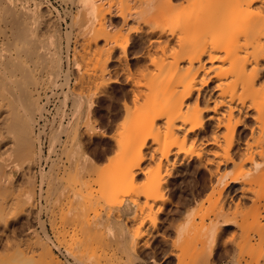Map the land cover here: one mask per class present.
Returning a JSON list of instances; mask_svg holds the SVG:
<instances>
[{"label":"bare ground","instance_id":"6f19581e","mask_svg":"<svg viewBox=\"0 0 264 264\" xmlns=\"http://www.w3.org/2000/svg\"><path fill=\"white\" fill-rule=\"evenodd\" d=\"M77 1L81 8V15H78L87 17L88 26L84 28V18L82 21L80 16L82 23L78 21L79 18L77 23H80L81 27L84 23L85 31L82 33L87 31L88 36L80 40L82 45L79 48L84 49L85 52L83 51L82 54L77 48L78 52L75 55L79 54L76 55L77 60L81 57L84 61L83 59L86 58V66L82 67L85 66L88 69L84 68V75L81 76L83 73H79V68L82 62L79 63V60L75 61L74 68L75 74L80 79L85 78L84 81H88H86L87 84L89 83L87 88L94 87L92 90L95 92L98 89L96 86L101 87L105 84L107 78L104 76V70L107 71L108 64L115 63L119 67L123 66L128 56L125 42L126 40L129 42L127 38L132 36L131 33L137 36L142 44L144 50L141 56L146 58L148 63L146 62L147 65L144 66L146 69L143 68L142 72L139 73L137 70L139 74L136 75L134 72L136 76L132 71L130 72L133 74V77L130 76L133 83L131 80L128 82L132 84L130 90L133 96L130 98L133 101L125 102L131 104L134 102L132 108L134 107L136 114L133 115L135 111L126 104L124 110L127 117L128 114L129 116L130 113L132 114L133 117L130 116L132 119L130 117L128 119L133 120V127L129 128L128 134L121 135L122 139L119 137L120 144L116 141L122 160L117 162L119 159L116 157V164L119 165L116 167L114 164L115 169L118 170H116L118 180H120H116L119 184L115 186L119 190H113L111 187L117 195L114 192L115 199L112 203L120 200L117 197L123 199L122 202L119 201V206L121 203L124 204V206L121 204L120 208L127 214L125 221L118 219L121 216L120 213V216L113 219L109 215L111 211L108 213V210L104 211L108 215L97 209L84 211L83 201L80 200L82 210H50V223L55 230H63L64 234L61 233V235L63 234L64 238L71 229H77L76 232L79 230L82 235L80 237L78 232L72 230L78 235L76 238L74 233L71 234L74 240L79 238L80 251L74 250L76 252L73 251L71 254L73 253L72 255L80 264H94L93 260L106 262V259H112L110 264H122V262L142 264L136 260L134 252L140 245L148 242L149 236L158 225V214L163 212L170 202L171 179L180 173V176L183 175L184 170L181 165L185 161L189 162L188 159L196 158L201 168L203 165L206 166V171H209L214 181H211L210 188L207 186L208 190L204 199L200 197L202 200L199 199L201 200L199 201L197 197L191 195L182 204L185 211L179 214L180 226L177 227L176 232L178 243L173 242L175 251L181 255L180 257L193 256L195 259L191 258L194 262L189 260L190 262L208 263L210 253L213 252V246L210 244L213 241L215 243L216 235L220 236L217 228L234 226L239 234H236L239 237L236 238L237 242L239 240L237 263L264 264V0H180V2L178 0H138L140 2L138 11L133 10L134 12L130 13L129 10L127 14L123 6L119 7L123 10H119L113 6L114 1L111 2V0ZM114 18L121 20L120 26L113 22ZM2 25L5 27L3 28ZM55 25L50 10H43L39 4L33 8L29 5V0H0V34H5L8 38V44L4 41L5 46L15 47L11 50V48L4 49L5 46H0V169L10 168L12 176L7 177V172H3L2 177L0 174V196H2L0 197L2 199H0V244H3V246L0 245V264L31 263V258H35L32 257L35 254L34 248L37 249L34 247L35 244L40 245L39 248L42 249L38 253L49 258V261L45 260V262L43 260L46 257L42 260L43 257L39 255L40 261L38 256L35 263L61 264L58 261L60 259L57 261L53 259L54 255L49 249L51 247L48 245L47 247L45 241L42 242L43 239H40L41 236H38L35 227L31 226L32 222L30 226L24 228L27 221H30L25 219L36 218L41 226L40 230L42 229V233L44 232L47 238L46 241L50 240L45 220L41 216V211H36V203H34L37 182L35 170L39 167L41 185L47 183L52 186L56 182H61L62 178L64 179L60 175L62 166L58 164L59 162L52 161L48 171H43L45 166L42 167L44 160L42 135L46 133V126H41L40 122L46 118L45 112L47 114L51 112L48 104L53 98L58 99L60 95H63V98H60L61 106L59 105L56 109L62 112L61 114H65L68 99L74 92V88L70 87L69 69L64 72V82L57 84V79L62 76L63 62L60 57L61 46L51 35L55 31ZM119 32L121 36L126 37L124 43H119V39L122 38L118 39ZM70 36L68 35L67 39V49L71 41ZM99 42H102L101 46L98 45ZM80 53L84 57V53L92 57L89 58L86 55L87 57L83 58ZM138 53H136L137 56ZM66 59L68 65L69 54ZM90 65L93 67H89ZM100 67L104 69L101 68L103 73H99ZM80 70L83 72V69ZM125 79L127 81L128 78ZM113 81L115 82V78ZM78 83L83 87L85 85L84 82V84ZM87 88L86 91L91 89ZM74 93H72L75 108L72 114L73 120L67 121V124L63 120L59 121L58 128H55L54 121L50 124L52 125V133L49 132L52 135L50 145L52 148L50 147L49 156L45 158L46 164L48 160L53 159L54 143L61 142L62 150L67 149L68 140L76 142L74 140L79 121L84 119L86 121L89 117V109L85 112V105L90 107L94 99L91 100L89 96L86 100H84L85 97L80 99L76 94L74 96ZM88 93L86 92L85 95ZM96 95L95 93L93 96ZM44 97L45 103H41ZM84 125L82 123V126ZM92 129L89 131L87 128L86 133L88 134V131L91 132ZM125 130L128 128L125 127ZM208 131H211L209 136L206 135ZM62 133L70 135L71 139L64 143V140L60 139ZM70 160L72 165L70 170L73 173L81 175L85 170L92 168L90 172L93 174L94 168L89 167V162L87 165L86 155L78 144H74L70 150ZM151 161L157 165L155 172L149 165L145 166L146 162ZM17 173L26 176V180L33 186V192L27 193L25 208L6 212L4 209L7 201L3 200V195L5 194L8 198L7 195L11 191L7 190H13L10 188L14 186L16 175H20ZM85 173L89 175V171L84 172L83 179L78 176L84 188L89 178L88 176L84 179ZM142 175L144 179L140 180ZM60 185H54V190L57 188L60 190ZM49 188L51 190V187ZM47 189L43 191L41 186L39 193L49 194L50 191L48 192ZM78 190H82V187ZM78 193L80 196L83 195L82 191ZM120 193L123 196H120ZM62 194L61 190L60 195ZM60 197H58L59 200L62 199ZM59 200H57L58 204L63 199ZM64 202L67 204V200ZM70 202L68 200V203ZM84 203L86 205V202ZM206 203L208 208L202 209L203 206H207ZM197 205H200V210L205 212L196 210ZM75 206L73 205L74 208ZM118 212L119 210L114 214L119 215ZM22 218H25L27 222L25 225L23 221H19ZM208 219L211 221L210 224L206 223ZM13 222L15 224L18 222L16 225L18 227H12ZM123 226L126 234L123 232ZM52 227L50 228L54 231ZM64 238L62 242L57 241L66 242ZM31 242L34 243L33 249L28 248ZM70 243L66 247H72ZM176 245L180 246L176 247ZM2 248L5 250L2 251ZM209 249L212 250L209 251ZM6 252L8 255L11 253L9 257L7 254H5L6 257L2 254ZM118 252L126 254L124 261L121 262L120 255H118L120 261L116 258ZM177 253L173 254L177 255ZM184 258H180L179 261L183 262ZM83 260L87 262H81ZM107 262L109 264L110 260Z\"/></svg>","mask_w":264,"mask_h":264},{"label":"rangeland","instance_id":"374dc122","mask_svg":"<svg viewBox=\"0 0 264 264\" xmlns=\"http://www.w3.org/2000/svg\"><path fill=\"white\" fill-rule=\"evenodd\" d=\"M112 1H114V2H112ZM116 0H111V2H112V4H113V6L114 7H116L117 9L119 8V7H122V8H124L125 10H126V14L127 13H129V10H130V13L131 12H134V11H138L137 9H139L140 8V2L138 1V0H136V2L134 1V0H117L116 2H115ZM130 1V2H129ZM133 1H134V3H133ZM179 2H180V0H178ZM139 2V3H138ZM179 2H177V3H179ZM35 3H36V5L37 4H39L40 5V7H42V9L43 10H50V13H52V16H53V20H55V27H54V29H55V31L51 34V35H53V37H54V40L56 41V42H59L58 44L61 46L60 48H61V52H60V57H61V60H62V62H63V65H62V76L60 77V79L58 78L57 79V84H59L60 82L62 83V82H64V80H63V77H64V72H66L67 71V69H69V72H70V78H71V80H70V87H71V89H73V91L75 92H72V93H74L73 95L75 96V94L78 96V98H80V99H84V97H85V99L84 100H86V98L89 96V97H91L90 99L92 100V98L94 99V100H92V102H91V105H90V107L88 106L87 107V104L85 105L86 106V109H85V112H88V110L87 109H89V114H88V118L87 119H89V118H92V119H89V120H87L86 119V121H84V120H82V121H79V128H78V131H77V135H76V137H75V140L74 141H76V142H73L72 140H68V139H71V138H69V137H71L70 135H67V134H61V137H60V139H61V141H63L64 143L66 142V140H68L67 141V144H66V147H67V149H65L66 150V154H65V152H63V150H64V148H63V150H62V145L63 144H61V142L59 143V142H57V143H54V147H53V149H54V152H53V159L51 160V161H49L48 160V164H46V161H45V158H47L49 155V149H51L52 147L50 146L51 145V140H52V135H50V133H52L51 131V126L52 125H50L51 123H53V121H54V124H55V128L57 127L58 128V125H59V121H61V120H63V122L65 121V124H67L70 120L72 121L73 120V118H74V116L72 115V114H74V112L73 111H75L74 109V98L72 97V93H71V96H70V98L68 99V102H67V106H66V108H65V114L63 113V114H61L62 112H58L57 111V107H59V105L61 106V99L63 98V95H60L59 96V98L57 99V98H53L52 99V101L50 102V104H48V108H49V110L51 111L50 113H44V116L46 117L45 119H43L41 122H40V125L42 126H46V130H45V132L46 133H44V135H42V144H43V149H44V160H43V164H42V167H44L43 169V171H48V169H49V165H51V163H52V161H54V163H56V162H59L58 164L60 165V166H62V167H60V168H62V169H60V175L61 176H63L64 177V179L62 178V181L60 182H56V184H57V186H58V184H61L60 186V190L57 188V190H58V192H57V190H54L55 189V186L54 185H56V184H54V185H52V186H49V184H47V183H44V184H42L41 185V182L39 181L40 180V175H39V167L35 170V175H36V197H35V199H34V203H36L35 205H36V211L38 210V211H41V216L43 217V219L45 220V224H46V228H47V232L49 233V236H50V240L49 241H46L47 240V238H45L46 236L44 235V232L42 233V229L40 230V228H41V226L37 223V220H36V218H31V219H25V218H22V219H20L19 221L20 222H22L24 225H25V220H30V221H27L26 223V226H24V228L25 227H28V226H30V222H32L31 223V226L34 228V229H36L37 230V232H38V236L40 235L41 237H40V239H43L42 240V242L44 243V241H45V244H46V246L48 245L49 247H51V248H49V249H51L52 251V255H54V257H53V259H56V261L58 260V259H60V260H58V261H60V263L61 264H80L75 258H74V256L71 254V252H73L74 250H77V252L78 251H80L79 250V246H78V244H79V238H78V240L76 239L77 237L76 236H80V237H82V235H80L81 233H80V231L78 230L77 232H76V230H73V229H71V230H67L68 231V234H69V232H71L69 235L68 234H65V238H64V236H62L64 233H63V230H58L59 231V233H58V231L57 230H55V228H53L52 227V224L50 223V210L52 211V210H67V209H69V210H82L81 209V205H82V203H83V205H82V207H83V210L84 211H86V210H95V209H97V210H99L100 212H101V210H102V213L103 214H105L104 213V211H107L108 213H109V215L113 218V219H115V218H117V216H120V214H121V216H120V218H118V219H122L123 221H125L124 219H125V216L127 215V214H125L124 213V211H123V209H121L120 207H121V204L124 206V204L123 203H121L120 204V206H119V201L120 202H122L123 201V199H121V198H118L117 197V199L119 200V201H116V202H113L112 203V201H113V199H115V198H113V196H114V192L112 191V188H113V190L115 189H117L116 187L118 186L117 184H119V183H117L119 180H118V176H117V172H116V170H117V168L115 169V167H114V164H116V161H117V158L119 159L117 162H119V161H121L122 160V156H120V149L118 150V148H119V146H118V144H117V142L119 143V140L121 141V139L123 138L122 136H125L126 134H123V133H127L130 129V127L132 126L133 127V120H131L132 118L131 117H133V116H131L132 114L134 115V113L136 114V110H134V107L132 108V104H134V102L131 104V103H126V102H132L133 101V99H131L132 98V92H131V90H130V85H132L131 83H133L132 82V80H131V78H130V76L131 77H133V74H134V72L136 73V75L137 74H139L140 72H142L141 70L144 68V70L146 69V67H144L145 65H147L146 64V62H147V59L146 58H144L143 56H141L142 55V53H143V51L142 50H144V48H143V46H142V44L139 42V40H138V38H137V36H135L133 33H131L130 35H132V36H129V35H127L128 33H126L125 31V34L127 35V36H129L127 39H128V41L129 42H127V40H126V37L124 38V36H121L120 35V32H119V36H118V39H119V37H122V38H120L119 39V43H124V41L126 40V42H125V46L127 47V50H128V56H127V61L125 62L124 61V64H123V66L122 67H124V68H122V67H119V65L117 66L115 63H110V64H108V69H107V71H105L102 67H100V69L102 68L103 70H104V74H102V75H104L106 78H107V80L105 79V77H104V79L108 82H104L105 84H102V83H100V84H102V88L103 89H101V87L100 86H96L98 89L96 90V88H95V90L97 91H93L94 90V87L92 88V87H89V88H91V89H89V88H87V85L89 84H87V80H85L84 81V79L85 78H83V80L82 79H80L79 77H78V75L77 74H75L76 73V69L74 68V63H75V61H78L77 60V58L78 57H76V55L78 56L79 54H76L75 55V53L76 52H78L77 50V48H79V46L81 47V45H82V41H80V40H83L84 38H86V36H88L87 35V31L86 32H83V33H85V35L82 33V31H85V29L87 28L86 27V25L88 24V23H86L87 21V17L85 18L84 16H80L81 15V11H80V6H79V4H78V1L77 0H29V5L32 7L33 6V8H35L36 7V5H35ZM43 3V4H42ZM114 3H116V4H114ZM136 3V4H135ZM138 4V5H137ZM117 5V6H116ZM119 5V6H118ZM137 5V6H136ZM136 6V7H135ZM48 7V8H47ZM119 10H123V9H121V8H119ZM132 10V11H131ZM134 10V11H133ZM57 13V14H56ZM72 14V15H71ZM78 14H80V15H78ZM75 15V16H74ZM72 16V17H71ZM79 16H80V18L82 19V18H84V21H83V19H82V21L83 22H85V26H84V23H83V25H82V27L80 26V23L78 24L77 22L78 21H81V19L79 18ZM56 18V19H55ZM63 18H64V20H63ZM71 18H72V20H71ZM75 20H74V19ZM79 18V19H78ZM77 19H78V21H77ZM115 20V21H114ZM114 20H113V22L116 24V25H121L120 23H121V20L119 19V18H114ZM118 20H119V22H118ZM82 21H81V23H82ZM70 22V23H69ZM117 23H119V24H117ZM83 26H84V28L85 29H83ZM88 26V25H87ZM118 26V27H119ZM2 27L4 28L5 27V25H2ZM79 27V28H78ZM70 28V29H69ZM72 28V29H71ZM75 28H77V29H75ZM69 30H70V32H69ZM65 32V33H64ZM115 32H117V31H115ZM124 32H123V34H124ZM42 33V32H41ZM82 33V34H81ZM122 33V32H121ZM40 34V33H39ZM80 34V35H79ZM117 34V33H116ZM124 34V35H125ZM3 35V36H2ZM5 34H0V46H2V47H4L5 46V44L7 43L8 44V38H6V35L4 36ZM10 35V34H9ZM9 35H7V37L9 36ZM41 35V34H40ZM68 35L70 36V38H71V41H70V44H69V49H67V39H68ZM83 35V36H82ZM125 35V36H126ZM81 36V38H78V37H80ZM10 37V36H9ZM43 37V36H42ZM84 37V38H83ZM131 37V38H130ZM136 37V38H135ZM83 38V39H82ZM135 39H137V40H135ZM6 43H5V42ZM138 41V42H137ZM77 42V43H76ZM80 42V43H79ZM80 44V45H79ZM101 44H102V42L100 43H98V45L99 46H101ZM138 45H141L142 46V48H141V46H138ZM8 46V47H7ZM74 46V47H73ZM7 47V48H6ZM139 47V48H138ZM11 48V50H14L15 49V47L14 46H10L9 47V45H6L5 46V48L4 49H10ZM73 48V49H72ZM83 48V47H82ZM129 48V49H128ZM68 50V51H67ZM82 49L81 48H79V51L82 53L83 51H84V49L81 51ZM129 50H130V52H129ZM6 51V50H5ZM85 52V51H84ZM139 52V53H138ZM80 53V56H82V54ZM136 53H138V56H137V54ZM67 54H69V64L67 65V59H66V56H67ZM85 54V57H87L88 56V54H86V53H84ZM87 55V56H86ZM75 56V57H74ZM83 58H85L84 56H82ZM89 58L90 57H92V56H90V54H89V56H88ZM142 57V58H141ZM75 58V59H74ZM139 58V59H138ZM82 58L80 57V62L79 63H81L82 62V65L80 64V67L81 68H79V73L80 74H82L81 76H83L84 75V68H85V64L87 63H85V60H86V58L85 59H83L84 61H82L81 60ZM92 59V58H91ZM74 60V61H73ZM145 60V61H144ZM72 61V62H71ZM91 62V61H90ZM94 62V61H93ZM127 63V64H126ZM148 63V62H147ZM92 64V63H91ZM83 65H85L84 67H82ZM115 65V66H114ZM89 67H93V66H89ZM106 67V68H107ZM110 67V68H109ZM119 67V68H118ZM128 69H127V68ZM66 68V69H65ZM75 69V70H74ZM80 69H83V72H82V70H80ZM85 69H88L87 67L85 68ZM100 69H99V73L100 72H102L103 73V71H102V69H101V71H100ZM118 69V70H117ZM122 69V70H121ZM74 70V71H73ZM110 70V72L108 73V71ZM116 70V71H115ZM137 70H138V72H137ZM132 71V73H130ZM106 72V73H105ZM74 73V74H73ZM127 73H128V75H127ZM75 75V76H74ZM77 75V76H76ZM126 75V76H125ZM135 75V74H134ZM135 75V76H136ZM117 76V77H116ZM127 76H129V77H127ZM77 77V78H76ZM114 78H115V82L113 81L114 80ZM125 78H128L127 79V81H126V79ZM130 78V79H129ZM109 79H113L112 81H108ZM59 80V81H58ZM79 80V81H78ZM80 80H82V81H80ZM101 81H102V79H100ZM129 80H131V83H129L128 81ZM87 81V82H86ZM78 82H80V84H81V82H82V84H84L85 83V85H84V87H86L87 89H89V91L87 90L86 91V88L84 89V87L83 86H80L79 85V83ZM84 82V83H83ZM75 83V84H74ZM127 84V85H126ZM77 85V86H76ZM91 86H94V85H91ZM105 86V87H104ZM73 87V88H72ZM76 87V88H75ZM81 87V89H79V88ZM82 87H83V92H89L88 94H86L85 95V93H83L82 92ZM129 87V88H128ZM78 88V89H77ZM113 88V89H112ZM93 89V90H92ZM107 89V90H106ZM49 90V89H48ZM78 90V91H77ZM91 90V91H90ZM102 90H104V91H102ZM114 90V91H113ZM128 90V91H127ZM130 90V91H129ZM102 91V92H101ZM110 91V92H109ZM99 92V93H98ZM101 92V93H100ZM81 93V94H80ZM97 94L96 96H93L94 94ZM109 93V94H108ZM111 93V94H110ZM113 93H115V94H113ZM130 93V94H129ZM49 94H51V93H49ZM105 94H106V96H105ZM108 94V95H107ZM128 94V95H127ZM124 95V96H123ZM129 95H131V96H129ZM83 96V97H82ZM58 97V96H57ZM114 97V98H113ZM131 97V98H130ZM61 98V99H60ZM129 98H130V100H129ZM97 99V100H96ZM126 99V100H125ZM46 100V98L44 97V98H42L41 99V103L42 102H44ZM54 100V101H53ZM58 100H60V101H58ZM72 100V101H71ZM96 100V101H95ZM129 100V101H128ZM132 100V101H131ZM126 101V102H125ZM94 102V103H93ZM125 102V103H124ZM45 103V102H44ZM122 103H124V104H122ZM126 104H128V105H130L129 107H130V109L132 108L133 109V111H135V112H133L132 114L128 111V113H130V116H129V114H128V117H130L131 119H128V117L126 116L127 115V113H126V111L124 110V108H125V106H126ZM96 105V106H95ZM102 105V106H101ZM123 105H124V107H123ZM110 106V107H109ZM121 107V108H120ZM123 107V108H122ZM97 108V109H96ZM99 109V110H98ZM122 109V110H121ZM136 109V108H135ZM95 110V111H94ZM121 110V111H120ZM125 111V112H124ZM130 111H132V110H130ZM100 112V113H99ZM110 112V113H109ZM97 113V114H96ZM126 113V114H125ZM60 114V115H59ZM67 114V115H66ZM63 115V116H62ZM92 116V117H91ZM61 117V118H60ZM126 117V118H125ZM136 117V116H135ZM63 118V119H62ZM93 120V121H92ZM95 120V121H94ZM68 121V122H67ZM129 121H131V122H129ZM249 121V120H248ZM46 122H48V123H46ZM87 122V123H86ZM88 122H90V123H88ZM94 122V123H93ZM134 122H135V120H134ZM82 123H83V125H84V123L86 124V125H84V126H82ZM129 123V124H128ZM251 123V121L249 122V124ZM90 124V125H89ZM127 124H128V126H127ZM131 124V125H130ZM93 125V126H92ZM91 126V127H90ZM125 127H126V129L128 128V130H125ZM49 128V129H48ZM82 128V129H81ZM87 128H88V130L90 131L92 128H94V129H92V131L91 132H89L88 131V134L86 133V131H87ZM133 129V128H132ZM131 129V130H132ZM83 130H84V132H83ZM93 130H94V132H93ZM36 131H38V129H36ZM55 131V130H54ZM50 132V133H49ZM80 132H82L81 134H80ZM92 133V135L90 136V134ZM129 133V132H128ZM127 133V134H128ZM211 134V131H208L207 132V134L206 135H210ZM48 134L50 135V136H48ZM80 135H82L81 137H80ZM84 135V136H83ZM122 135V136H121ZM65 136H67V137H65ZM87 137V138H86ZM119 137H121V139H119ZM81 138V139H80ZM115 138H117V140H115ZM117 141V142H116ZM71 144V146H69L70 144ZM74 144L76 145V144H78V146H80L81 147V150H82V152L86 155V158H87V161H86V163H87V165H88V162L90 163L89 164V167L91 168V166L94 168L93 170V174L91 173L92 172V168L90 169L91 170V172H90V170H85L84 172H88L89 171V175L88 174H86L85 173V177H84V179L86 178H88V176H89V178H88V184H87V182H86V184H85V186L87 187H85L84 188V185H82L83 184V182H82V184H81V179H83L82 178V176H84L83 174H84V172L83 173H81V175L79 174H76L75 172L73 173L72 172V170H70V168L72 167V165L70 164L71 162V160H70V150H72V148H73V146H74ZM120 144V143H119ZM39 144H37V146H38ZM117 145V146H116ZM51 147V148H50ZM70 147H71V149H70ZM84 148V149H83ZM70 149V150H69ZM64 150V151H65ZM68 151V152H67ZM116 151H117V154H116ZM119 151V152H118ZM48 152V153H47ZM64 155H63V154ZM90 153V154H89ZM118 156H120V157H118ZM117 157V158H116ZM60 158H61V160H60ZM92 159V160H91ZM114 159V160H113ZM70 160V161H69ZM88 160H91V161H88ZM113 160V161H112ZM189 160V162L188 161H185L184 163H183V165H181V168L184 170L183 171V175H181L180 176V174L178 175V173H174V174H177L178 176H174V178L173 179H171V189H170V202L167 204V206H166V208L163 210V212H161V213H159L158 214V217H159V219H158V225H157V227L152 231V235L154 236H149L150 238H148V242L147 243H145V245L143 244L142 246L140 245V247H138L139 249H136L135 250V252H134V256H135V258H137L136 260L137 261H139V262H141L142 264H152V263H156V264H198V262H200V261H198V262H195V263H193L194 261L192 260V258L191 257H193V256H189V257H185L184 258V255L182 256V257H180L181 255L179 254V253H177L175 250H176V248H174L175 246H173V245H175L174 243L176 242V244L178 243L177 241H176V232L178 231V226H180V219H181V217H180V215H181V213L183 214V212L185 211L184 210V207H183V205L182 204H184V202H185V200L186 199H188L189 197H191V195H194L195 197H197V199L199 200V199H201L202 200V198L204 199V196H205V194H206V192H207V186H209V188H210V186L212 185V183H211V181H214V179L210 176L211 174H209V171H206L207 169H205V167L206 166H202V168H201V165H200V163L198 162L199 160H197L196 158L194 159V160H192V159H188ZM191 160V161H190ZM77 161H79V159L77 160ZM95 162V163H94ZM115 162V163H114ZM188 164H187V163ZM93 163V164H92ZM146 164L147 165H145V166H148L149 165V167H152V169L154 170V169H157V165L155 164V163H153L152 161L151 162H146ZM185 164V165H184ZM63 165H64V167H63ZM71 165V166H70ZM94 165H96V166H94ZM118 163L115 165L116 167H118ZM196 165H198V166H196ZM197 167H199V168H197ZM96 168V169H95ZM113 168L115 169V170H113ZM185 168H187L186 169V172H185ZM64 169V170H63ZM198 169V170H197ZM190 171V173H189V171ZM118 171V170H117ZM156 170H154V172H155ZM3 172H7L8 173V176L7 177H12L11 176V171H10V168H5V169H0V174H1V177H2V175L4 174ZM39 172V173H38ZM112 172L114 173V174H112ZM17 174H20V175H16V178H15V180H14V182L16 183H14V186L12 187V188H10V189H13V190H7L8 192H10V194L9 195H7V192H6V195L8 196V198L5 196V194L3 195V200L5 199V201H7V202H5V209L4 210H6V212H13V211H17V210H22L23 208H25L26 207V202H27V193H29V192H33V186H32V184H30L27 180H26V176L24 177L23 175V172H22V174L21 173H17ZM112 174V175H111ZM75 175V176H74ZM91 175V176H90ZM114 175H116V176H114ZM186 175V176H185ZM24 178H23V177ZM81 178H79V177ZM184 176H185V178H184ZM0 177V178H1ZM94 177V178H93ZM117 177V178H116ZM77 178H79V179H77ZM90 178H92V179H90ZM140 180H142V179H144V177H143V175L142 176H140ZM178 178V179H177ZM211 178L213 179V180H211ZM66 180V181H65ZM76 180V181H75ZM78 180V181H77ZM116 180H118V181H116ZM181 180H183V181H181ZM76 182V183H75ZM78 182V183H77ZM84 182H85V180H84ZM112 182H113V184H112ZM71 184V185H70ZM211 184V185H210ZM65 185V186H64ZM117 185V186H116ZM41 186H42V188H43V191L45 190V189H47V191L49 192V194L48 193H45V192H43V194H40L39 192H40V188H41ZM51 187V190H50V188L49 187ZM116 186V187H115ZM120 186V185H119ZM81 187H82V190H80V191H82V194L83 195H81L82 196V198H80L81 196L80 195H78V194H80V193H78V192H80L79 190H78V188L79 189H81ZM91 187V188H90ZM112 187V188H111ZM68 188V189H67ZM68 191H67V190ZM70 189V190H69ZM110 189V190H109ZM54 190V191H53ZM61 190H62V195H60V192H61ZM74 190H78V192H73ZM87 190V191H86ZM117 190H119V189H117ZM190 190H194V193L192 194V191H190ZM64 191L66 192V193H64ZM111 192H113V193H111ZM190 192V193H189ZM59 193V194H58ZM73 193V194H72ZM52 194H54L53 196H52ZM59 196H58V195ZM65 194L67 195V196H65ZM109 194V195H108ZM117 194H119V193H117ZM42 195V196H41ZM47 195V196H46ZM75 195V196H74ZM80 196V197H78V196ZM88 195V196H87ZM112 195V196H111ZM115 195H116V192H115ZM185 195H187V196H185ZM200 195V196H199ZM4 196L6 197V198H4ZM45 196H46V198H45ZM60 196H65L66 197V199H65V197L64 198H62V197H60ZM77 196V197H76ZM84 196V197H83ZM117 196V195H116ZM115 196V197H116ZM120 196H123V194H121L120 193ZM119 196V197H120ZM0 197H2V196H0ZM15 198V199H13V198ZM58 197H60V198H62L61 200H59L58 199ZM186 197V198H185ZM199 197V198H198ZM200 197H202V198H200ZM70 198V199H69ZM75 199L76 200V203H74V201L75 200H73V199ZM83 198H85V199H87L86 201H85V199H83ZM123 198V197H122ZM1 199V198H0ZM45 199V200H44ZM54 199H56V200H54ZM72 199V200H71ZM233 199V198H232ZM2 200V199H1ZM0 200V201H1ZM57 200H59V201H61V202H59V204L61 203V204H63V205H59L58 204V202H57ZM67 200V204L64 202V201H66ZM68 200H69V202L70 203H68ZM83 201L82 203H80V201ZM106 200H108L107 202H106ZM111 200V201H110ZM201 200H199V201H201ZM47 201H48V203H47ZM55 201V202H54ZM72 201H73V204H72ZM198 201V203H200ZM9 202V203H8ZM38 202V203H37ZM50 202V203H49ZM77 202H78V204H77ZM84 202H86V205H85V203ZM117 202H118V205H117ZM54 203H56L57 205H53ZM65 203V204H64ZM9 204V205H8ZM25 204V205H24ZM71 204V205H70ZM81 204V205H80ZM89 204V205H88ZM23 205V206H22ZM67 205H69V206H67ZM73 205L75 206V208L73 207ZM182 205V206H181ZM205 205H207V203L205 204ZM41 206H43L42 208H41ZM53 206H54V208H53ZM62 207V209H61V207ZM198 207L197 208H195L196 210H198L199 212H205V210H200L201 208H200V205H197ZM9 207V208H8ZM60 209H59V208ZM69 207V208H68ZM88 207V208H87ZM110 207V208H109ZM119 207V208H118ZM182 207V208H181ZM193 207H194V204H193ZM204 207H207L208 208V205L207 206H203L202 207V209L204 208ZM8 208V209H7ZM110 210H109V209ZM42 209V210H41ZM106 209V210H105ZM205 209V208H204ZM8 210V211H7ZM10 210V211H9ZM13 210V211H12ZM45 210H46V215H45ZM117 210H119V212H118V214L119 215H116V214H114V212L116 213V211ZM207 211V210H206ZM47 212H49V213H47ZM108 213L107 214H105V215H108ZM180 214V215H179ZM116 215V216H115ZM49 216V217H48ZM45 217V218H44ZM48 218V219H47ZM161 218V219H160ZM180 218V219H179ZM25 219V220H24ZM33 220V221H32ZM18 221V222H19ZM17 222V223H18ZM17 223L15 224V222H13V223H11L13 226L12 227H15L16 225H17ZM206 223H208V224H210L211 223V221L208 219V220H206ZM51 224V225H50ZM16 227H18V226H16ZM50 227H52L53 229H54V231L50 228ZM176 227V228H175ZM158 228V229H157ZM17 229V228H16ZM123 232L126 234V231H125V228H124V226H123ZM175 229H177L176 231H175ZM225 229V230H224ZM72 230L74 231V232H76V233H74V232H72ZM217 230H218V235H220V236H217L216 235V241H215V243H214V241L212 242V244H210V246H213L212 247V249H209V251H213L212 253H210L211 255H210V262L208 261V263L206 262L205 264H238L237 262H238V257H237V255H239L238 253L239 252H237L238 250H237V243L239 242V240H238V242H237V237H238V233H237V231H236V227H234V226H226V227H220V228H217ZM57 231V232H56ZM67 231H64V232H67ZM222 233H221V232ZM54 232V233H53ZM56 232V233H55ZM61 233H63L62 235H61ZM73 233H74V236L76 237H74L75 238V240L72 238V235H73ZM219 233H221V234H219ZM55 234V235H54ZM57 234H58V238H57ZM72 234V235H71ZM156 234V235H155ZM233 234H235V235H233ZM236 234H238V235H236ZM222 235V236H221ZM70 237L72 238V239H70ZM153 237V238H152ZM62 238H64L65 240H66V242H73V241H75V242H73L72 243V245H71V243H70V245L72 246V247H66L67 246V244H66V242H63V243H61L62 241H64ZM220 239L219 241H218V239ZM223 238V239H222ZM239 238V237H238ZM70 239V240H69ZM235 239V240H234ZM5 240V239H4ZM57 240H60L59 242L57 241ZM175 240V241H174ZM213 240H214V238H213ZM233 240V241H232ZM219 243H218V242ZM226 241V242H225ZM235 241V242H234ZM48 244H47V243ZM52 242H53V244H52ZM174 242V243H173ZM222 242H224V243H222ZM30 243V242H29ZM74 243H75V245H74ZM28 244V243H27ZM61 244V245H60ZM149 244H150V246H149ZM1 245V244H0ZM25 245V244H24ZM32 245H34V243L33 242H31V244H28V248H31V249H33L34 247H36L37 249H35L34 248V253H32V254H34L32 257H35L34 259L33 258H31L32 259V262L30 263V264H37V263H35L36 261H37V257L40 255L41 256V254L42 253H38V251H41L40 250V245H34V247H32ZM57 245V246H56ZM224 245V246H223ZM1 246H3V244L1 245ZM26 246V245H25ZM31 246V247H30ZM47 246V247H48ZM69 246V245H68ZM178 246H180V245H176V247H178ZM27 247V246H26ZM64 247H66V248H64ZM5 248V247H4ZM24 248V247H23ZM78 248V249H77ZM83 248V247H82ZM144 248V249H143ZM211 248V247H210ZM226 248V249H225ZM1 249V248H0ZM3 249V248H2ZM69 250V252L67 251V250ZM70 249H71V251H70ZM143 249V250H142ZM225 249V250H224ZM5 249H3L2 251H4ZM83 250V249H82ZM142 250V251H141ZM172 250V251H171ZM227 250V251H226ZM1 251V250H0ZM138 251V252H137ZM140 251V252H139ZM74 252H76V251H74ZM137 252V253H136ZM143 252V253H142ZM226 252V253H225ZM227 252H229V253H227ZM8 252H6V253H2L3 255H4V257H6V255L5 254H7ZM36 253H37V256H36ZM68 253V254H67ZM136 253V254H135ZM173 253H177V255L175 254H173ZM11 254V253H10ZM9 254V255H10ZM31 254V255H32ZM75 254V253H74ZM141 254H143V255H141ZM230 254V255H229ZM8 255V254H7ZM9 255H8V257H9ZM69 255V256H68ZM118 255H120V257L122 258L121 259V262L122 261H124V259L126 258L125 256H126V254H120V252H118L117 253V256ZM150 255V256H149ZM172 255H174V256H172ZM189 255H191V254H189ZM227 255V256H226ZM40 256L38 257V261H40L39 260V258H40ZM59 256V257H58ZM116 256V258H118L119 259V256L117 257ZM144 256V257H143ZM179 256V257H178ZM41 257H43L42 258V260L44 259V257H46L44 254H43V256H41ZM124 257V258H123ZM143 257V258H142ZM178 257V258H177ZM11 258V257H10ZM142 259V260H140V259ZM180 258H184V260H183V262L182 261H179V259ZM189 258V259H188ZM191 258V259H190ZM5 259V258H4ZM49 258L48 257H46L43 261H49L48 260ZM193 259H195L194 257H193ZM213 259V260H212ZM34 260V261H33ZM51 260V259H50ZM110 260V262H109V264L110 263H112L111 261H112V259H109ZM109 260H107L106 259V262H105V260H102V261H100V262H97V261H95V260H93V262H95L94 264H97V263H102V262H105L104 264H108V262L107 261H109ZM147 260V261H146ZM189 260H191V261H193V262H190ZM197 260V259H196ZM195 260V261H196ZM43 261H41L42 263H43ZM45 261V262H46ZM55 261V260H54ZM118 261V260H117ZM117 261H115V262H117ZM119 261H120V259H119ZM118 261V262H119ZM213 261H216V262H213ZM81 262H84V263H86L87 261H85V260H83V261H81ZM114 262V263H115ZM188 262V263H187ZM28 263V264H29ZM39 264H41L40 262H38ZM47 263H49V262H47ZM47 263H43V264H47ZM50 263H52V262H50ZM82 264V263H81ZM87 264V263H86ZM92 264V263H91ZM103 264V263H102ZM122 264H124V262H122ZM199 264H204V263H199Z\"/></svg>","mask_w":264,"mask_h":264}]
</instances>
